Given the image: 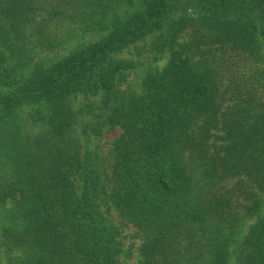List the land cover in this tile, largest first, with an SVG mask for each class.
<instances>
[{"label":"trees","instance_id":"1","mask_svg":"<svg viewBox=\"0 0 264 264\" xmlns=\"http://www.w3.org/2000/svg\"><path fill=\"white\" fill-rule=\"evenodd\" d=\"M133 2L0 0V205L14 204L2 232L9 264H121L120 230L103 211L99 154L78 132V94L104 92L107 123L123 129L109 196L143 234L144 264H228L238 219L223 222L230 204L221 185L249 182L251 207L262 202L264 0H144L126 16L117 11ZM79 17L109 33L31 68L53 27ZM166 28L167 66L150 71L140 93L118 90L132 62L117 54ZM101 132L97 120L83 125L87 136ZM236 255V264H264V215Z\"/></svg>","mask_w":264,"mask_h":264},{"label":"rangeland","instance_id":"2","mask_svg":"<svg viewBox=\"0 0 264 264\" xmlns=\"http://www.w3.org/2000/svg\"><path fill=\"white\" fill-rule=\"evenodd\" d=\"M143 1L134 0L132 4L121 5L117 8V11L126 16L127 13L139 8ZM67 21L72 22L54 26L52 34H48L49 39L47 41H51L50 45L45 44L44 46L36 47L31 68L37 64H52L88 44L99 41L109 33V30L88 28L87 21L90 20L85 17L73 18ZM167 28L139 39L117 54V57L129 59L132 62V67L125 71V76L122 78L118 90L140 93L143 90L144 77L150 71H161L167 66L171 52L167 45L165 47L160 45L163 44L160 37L164 38ZM189 38L185 31L178 40L184 43ZM27 71H30V69L28 68ZM104 100V92L99 93L97 96L78 94L72 97L77 128L85 147L95 150L99 154V168L104 172L103 177L108 185L106 188L108 196L103 204V211L106 217L120 230V239L123 245L121 264H144V257L141 252L144 242L143 234L132 222L122 216L120 210L111 202L109 196L113 188V182L110 177L115 159V147L123 134V129L120 126H112L107 123L108 109L103 106ZM17 114L19 121L25 124L26 115L22 111L17 112ZM95 120L102 125V132L89 136L85 135L83 133V125L88 121ZM8 129L10 132L6 136L11 135L13 128L8 127ZM23 132L27 133V129L23 128ZM1 161L0 156V167L3 168L4 165L1 164ZM191 173H193L195 181L200 180L193 164H191ZM250 185L252 184L249 182H242L238 178H234L222 184L218 191L220 195L226 198L227 204H230L226 206L223 222L226 223L232 218L238 219L236 241L232 243L228 264H236V246L244 239L250 227L264 215V193H261V204L256 208H252V200L247 199V191L252 190V187L254 188L253 185L252 187ZM13 206L12 201L0 205V253L3 264H9V256H7L6 247L3 245L2 232L6 225L11 224V208Z\"/></svg>","mask_w":264,"mask_h":264}]
</instances>
